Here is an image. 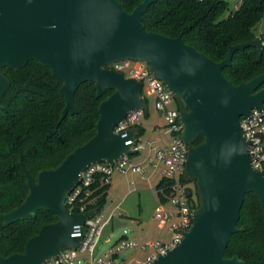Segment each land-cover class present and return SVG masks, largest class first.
<instances>
[{"label":"water","instance_id":"water-1","mask_svg":"<svg viewBox=\"0 0 264 264\" xmlns=\"http://www.w3.org/2000/svg\"><path fill=\"white\" fill-rule=\"evenodd\" d=\"M158 1L144 0L128 13L117 0H0V110L11 87L3 69H24L30 61L47 67L62 84L59 94L66 105L60 122L78 113L75 94L81 85L94 83L98 98L113 91L98 109L96 135L58 168L45 169L34 178L20 161L28 178V197L10 212L0 213L3 227L36 218L39 211L53 213L57 221L30 238L24 252L0 256V264H44L80 245L82 236H74L75 228L98 209L75 215L68 210L67 198L81 183L84 170L96 163L113 165L133 154L126 141L134 140L139 130L123 139L115 128L132 111L149 113L142 82L111 68L124 60L146 62L174 94L183 125L181 139L189 146L184 180L195 183L198 195L192 228L153 264H246L225 252L231 237L244 230L239 220L246 195H258L264 208V170L252 168L240 124L241 117L264 108V73L235 86L222 71L232 66L238 51L254 47L263 54L264 38L229 47L225 60L217 63L181 37L168 38L145 28L144 15ZM200 136L204 140L196 144Z\"/></svg>","mask_w":264,"mask_h":264},{"label":"trees","instance_id":"trees-1","mask_svg":"<svg viewBox=\"0 0 264 264\" xmlns=\"http://www.w3.org/2000/svg\"><path fill=\"white\" fill-rule=\"evenodd\" d=\"M132 13L144 0H117ZM144 15L149 32L182 40L210 59L221 63L229 47L248 43L257 35L255 28L264 19V0H240L235 11L226 0H159ZM233 64L223 74L238 86L264 73V52L257 48L238 51ZM11 87L2 100L0 110V213L21 205L29 193L21 162L37 178L45 169H56L77 147L85 145L97 133L101 103L113 91L98 98L95 85L87 82L76 92L77 114L60 122L66 101L60 96L62 84L51 71L35 61L24 69H3ZM264 87V86H263ZM200 136L196 144L202 143ZM181 182L185 183L184 175ZM168 186L163 181L159 187ZM107 196L98 204L105 206ZM239 228L233 235L225 255H238L246 264H264V208L258 195L247 194L242 205ZM57 221L49 211H39L36 218L13 223L4 228L0 219V256L7 258L24 252L30 238L39 234L45 224Z\"/></svg>","mask_w":264,"mask_h":264},{"label":"built area","instance_id":"built-area-1","mask_svg":"<svg viewBox=\"0 0 264 264\" xmlns=\"http://www.w3.org/2000/svg\"><path fill=\"white\" fill-rule=\"evenodd\" d=\"M111 68L126 78L142 82L141 94L147 105L148 98L153 99L156 122L151 126L145 124L150 117L148 107V114L142 109L132 111L115 128V133L121 134L123 139L128 137L131 130H139L134 140L126 141L133 154L125 155L113 165L93 164L82 172L81 183L66 200L68 210L75 215L95 208L98 211L83 224L84 233L83 226L75 228L77 234L74 236H82L77 249H66L44 264H73L79 259H84L83 264H153L160 256L175 249L183 241V232L192 228L194 211L198 206L192 196L195 191L197 194V190L196 187L189 189L181 182L188 161L189 146L181 139L183 125L180 123L178 103L174 105V94L168 91L162 80L154 77L144 61L124 60L113 64ZM240 124L243 137L248 143L251 166L255 171H262L264 108H255L249 117H241ZM148 130L156 137L155 140L147 133ZM115 175H137L150 187L156 184L153 192L158 204L150 229L145 232L140 224L132 221L135 226L132 236H126V232L107 251L100 253L104 231L116 218L118 206L107 209V203L103 207L98 204L104 197L110 196ZM163 181L168 182V186L158 188ZM188 191H192L191 197L187 196ZM122 255H125V259L120 258Z\"/></svg>","mask_w":264,"mask_h":264},{"label":"rangeland","instance_id":"rangeland-1","mask_svg":"<svg viewBox=\"0 0 264 264\" xmlns=\"http://www.w3.org/2000/svg\"><path fill=\"white\" fill-rule=\"evenodd\" d=\"M226 1L229 3V9L231 11H235L237 3L240 2V0ZM255 34L257 36H264V19L257 24ZM174 105H177L176 100ZM148 107L150 110V117L146 119L145 124L151 126L155 124L157 118L152 98H148ZM147 133L153 140H155L156 137L150 130H148ZM184 184L185 187L189 189L195 188L194 182H185ZM155 186L156 184L150 187L142 180V177L137 175H128L124 177L123 180L118 176L114 178L113 189L110 196L107 198V209H114L118 206V210L115 211L116 218L104 231L99 247L100 253L107 251L111 245L123 238L126 232V236L131 237L132 231L135 228L132 221L140 224L141 229L145 232L152 227V221L158 204L153 192ZM192 199H194L195 202H198L196 191L192 196ZM120 217L128 218V220L126 222L121 221L119 219ZM120 258L125 259V255H122ZM79 260L82 262H79ZM79 260L75 261L73 264L84 263V259Z\"/></svg>","mask_w":264,"mask_h":264},{"label":"crops","instance_id":"crops-1","mask_svg":"<svg viewBox=\"0 0 264 264\" xmlns=\"http://www.w3.org/2000/svg\"><path fill=\"white\" fill-rule=\"evenodd\" d=\"M118 175H116L115 177H117ZM114 177V178H115ZM118 177H120L122 180L124 179V177H121V176H118ZM113 186H114V181H113V184H112V187H111V191H112V189H113ZM128 220V218H124V217H121V221H127Z\"/></svg>","mask_w":264,"mask_h":264}]
</instances>
